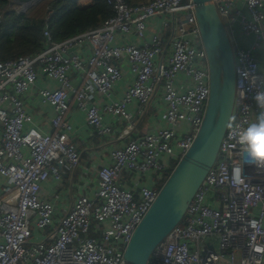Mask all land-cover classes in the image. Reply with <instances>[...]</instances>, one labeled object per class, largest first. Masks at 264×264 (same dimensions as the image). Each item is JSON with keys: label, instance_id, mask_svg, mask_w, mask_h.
Wrapping results in <instances>:
<instances>
[{"label": "built area", "instance_id": "obj_1", "mask_svg": "<svg viewBox=\"0 0 264 264\" xmlns=\"http://www.w3.org/2000/svg\"><path fill=\"white\" fill-rule=\"evenodd\" d=\"M237 1L241 0H214L231 41L238 30L254 36L255 46H260L264 0H242L246 11L235 8ZM108 4L114 14L99 27L61 42L52 41L45 31L43 51L0 62L4 126L0 174L8 179L0 195V264H128L125 252L134 232L203 124L211 95L210 73L194 1L130 5L126 0H108ZM158 17L170 31L168 39L155 33L141 46L124 39L117 43L119 35L132 33L144 39L147 21ZM84 45L92 49L87 64L73 51ZM234 56L237 119L229 125L216 164L184 218L156 248L149 264H264V164L248 163L250 157L238 141L239 132L255 122L260 111L253 96L264 73L251 50L235 48ZM122 60L136 72L135 84L121 103L105 104L101 110L97 102L109 96L122 78L118 66ZM72 70L81 74L82 88L72 85ZM39 74L60 84L39 92L56 112L53 135L35 128L25 131L32 118L19 96L32 90ZM181 76L185 80L178 81ZM158 91L168 127L133 138L135 128L130 125L124 132L129 140L113 151V163L97 171L96 195L79 196L56 225L54 207L42 200L41 186L51 176L60 179L62 167L80 165L67 122L72 95L88 124L99 135H110L113 129L103 124V112L132 122L127 105L136 101L143 109ZM183 124L190 127L189 133L182 131ZM127 173L143 177L128 189L122 184ZM48 230L43 241L34 237L37 231ZM210 237L219 239L217 250L205 246Z\"/></svg>", "mask_w": 264, "mask_h": 264}, {"label": "crops", "instance_id": "obj_2", "mask_svg": "<svg viewBox=\"0 0 264 264\" xmlns=\"http://www.w3.org/2000/svg\"><path fill=\"white\" fill-rule=\"evenodd\" d=\"M152 1H136L131 5L148 4ZM78 3L82 7H88L92 3V0H78ZM235 8L246 11L245 3L242 0L235 3ZM25 10L23 9L22 12H25ZM163 22L164 19L161 17L150 19L147 21L144 39L141 40L135 33H132L128 36L119 35L117 43L119 44L126 40L129 43L141 46L145 43H150L155 33H160L162 37L168 39L170 31L164 27ZM262 28L263 38L259 41L260 46H255L256 38L254 36L243 35L238 30L234 34L232 42L234 49L245 48L251 50L258 62L260 72L264 73V22L262 23ZM73 51L79 54L86 64L92 55L91 47L86 45ZM118 66L121 69L122 78L114 85L109 96L101 97V101L97 102L101 110L105 104L121 103L128 89L135 84L137 79L136 72L132 70V66L127 60H122ZM69 75L72 85L76 88L79 89L84 86L82 76L78 71L72 70ZM181 80H185V77L181 76L178 78V81ZM59 86L60 84L57 81L50 80L39 74L38 80L32 90L25 95L19 96L25 102L26 113L32 118V122L25 125V131L35 128L48 135H53L57 132L52 124L56 117L55 109L40 97L39 92L45 88L55 90ZM9 93L15 95L12 89ZM126 110L131 115L132 122L103 112V124L112 128L113 132L110 135H99L95 128L88 124L85 112L78 107L77 101L74 95H72L67 122L71 127L69 138L77 146L81 156L80 165L74 169L62 167L60 179L51 176L41 186L42 200L49 202L54 207L56 225L72 210L79 196L94 197L96 195L98 191L97 171L113 163V151L129 140V138L124 137V132L130 125H134L135 128L132 134L133 138L136 137V134L156 133L168 127L165 102L160 91L155 94L151 102L143 109H140L138 102L133 101L127 105ZM181 129L185 134L191 131L190 127L186 124H183ZM3 142L4 126L0 121V148L3 147ZM25 154L28 155L27 152ZM135 175L138 177L137 180L128 179L127 177L124 179L125 181L122 184L125 188L131 189L133 184H138V181L143 177L139 174ZM7 185L8 179L0 174V195ZM261 207L264 208V205ZM259 211H257V214ZM50 232L51 230L47 232L37 231L35 237L38 241H43ZM204 244L206 247L217 250L219 239L217 237H210L205 240Z\"/></svg>", "mask_w": 264, "mask_h": 264}, {"label": "water", "instance_id": "obj_3", "mask_svg": "<svg viewBox=\"0 0 264 264\" xmlns=\"http://www.w3.org/2000/svg\"><path fill=\"white\" fill-rule=\"evenodd\" d=\"M193 1L207 54L211 95L193 146L169 175L127 246L128 264H149L156 248L182 221L216 164L226 131L238 115L233 42L214 0Z\"/></svg>", "mask_w": 264, "mask_h": 264}, {"label": "trees", "instance_id": "obj_4", "mask_svg": "<svg viewBox=\"0 0 264 264\" xmlns=\"http://www.w3.org/2000/svg\"><path fill=\"white\" fill-rule=\"evenodd\" d=\"M136 1L148 0H126L130 5ZM19 6L15 0H0V62L43 51L45 31L51 33L52 41L61 42L99 27L114 14L108 0H92L88 7L77 0H44L25 12Z\"/></svg>", "mask_w": 264, "mask_h": 264}, {"label": "clouds", "instance_id": "obj_5", "mask_svg": "<svg viewBox=\"0 0 264 264\" xmlns=\"http://www.w3.org/2000/svg\"><path fill=\"white\" fill-rule=\"evenodd\" d=\"M15 2L18 1L15 0ZM238 72L245 78L246 74L244 72L239 69ZM260 83L261 88L253 96L256 106L260 110L257 120L249 124L238 135L242 151L250 157L248 160L250 164H264V77L260 78Z\"/></svg>", "mask_w": 264, "mask_h": 264}, {"label": "rangeland", "instance_id": "obj_6", "mask_svg": "<svg viewBox=\"0 0 264 264\" xmlns=\"http://www.w3.org/2000/svg\"><path fill=\"white\" fill-rule=\"evenodd\" d=\"M18 1V0H17ZM37 1H39V0H31L30 2H24V3H22L20 0L18 1L19 2V7H17V9L18 10H20V11H22L23 9H26L25 11H27L28 10V8H30L33 4H34V6H35V4L36 5H38V4H41L44 0H41V3H36ZM17 2V3H18ZM36 9H37V6H36ZM32 16H34V15H32ZM125 177H127L128 179H132V180H137L138 179V177L135 175V174H130V173H127L126 175H125ZM144 177H146V176H144ZM34 237H35V235H34Z\"/></svg>", "mask_w": 264, "mask_h": 264}]
</instances>
